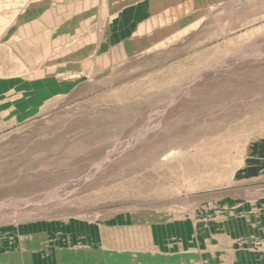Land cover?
<instances>
[{"label": "rangeland", "instance_id": "1", "mask_svg": "<svg viewBox=\"0 0 264 264\" xmlns=\"http://www.w3.org/2000/svg\"><path fill=\"white\" fill-rule=\"evenodd\" d=\"M56 3L0 0V252L264 264V0H95L39 34Z\"/></svg>", "mask_w": 264, "mask_h": 264}, {"label": "crops", "instance_id": "2", "mask_svg": "<svg viewBox=\"0 0 264 264\" xmlns=\"http://www.w3.org/2000/svg\"><path fill=\"white\" fill-rule=\"evenodd\" d=\"M56 1L54 17L51 12L44 14V16L38 17L37 24H34L39 34L45 35H75L77 33L78 25L70 26V23L74 19L78 20V17H74V14L86 13L81 7L82 5L90 4L89 12H95V0H52ZM174 0H166V4H172ZM79 6V7H78ZM70 10L64 13V9ZM69 15V16H68ZM70 18H68V17ZM65 18V19H64ZM68 18V19H67ZM28 19V18H27ZM33 20V19H32ZM37 22V20H35ZM69 25V26H68ZM28 29V26L24 27V31ZM43 32V33H41ZM24 35L29 33H23ZM45 259V258H44ZM0 264H48L46 260L41 258V255L33 254H19L10 252L7 247L5 251L0 252ZM55 264V262H52Z\"/></svg>", "mask_w": 264, "mask_h": 264}]
</instances>
